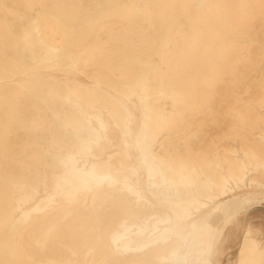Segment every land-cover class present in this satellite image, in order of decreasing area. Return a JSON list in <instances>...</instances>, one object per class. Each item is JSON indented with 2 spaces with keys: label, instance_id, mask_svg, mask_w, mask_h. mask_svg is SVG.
Instances as JSON below:
<instances>
[{
  "label": "bare ground",
  "instance_id": "bare-ground-1",
  "mask_svg": "<svg viewBox=\"0 0 264 264\" xmlns=\"http://www.w3.org/2000/svg\"><path fill=\"white\" fill-rule=\"evenodd\" d=\"M262 23L264 0H0V264H221L264 206ZM239 238L231 264H264Z\"/></svg>",
  "mask_w": 264,
  "mask_h": 264
},
{
  "label": "rangeland",
  "instance_id": "rangeland-1",
  "mask_svg": "<svg viewBox=\"0 0 264 264\" xmlns=\"http://www.w3.org/2000/svg\"><path fill=\"white\" fill-rule=\"evenodd\" d=\"M258 34L259 36H262L264 34V23H262V25L258 27ZM242 222V226L239 229L237 238L235 239L234 242H232L231 245V250L229 249L225 256L222 259L221 264H231L235 258L236 252L238 250L239 247V242H240V236L243 232L244 229V225L246 222L251 223L254 225V227L257 229L259 228L262 236H264V206H256L253 207L246 215H244L241 218L240 223Z\"/></svg>",
  "mask_w": 264,
  "mask_h": 264
}]
</instances>
